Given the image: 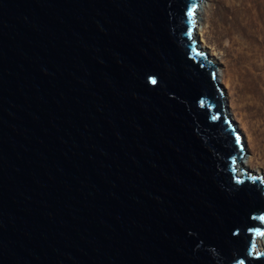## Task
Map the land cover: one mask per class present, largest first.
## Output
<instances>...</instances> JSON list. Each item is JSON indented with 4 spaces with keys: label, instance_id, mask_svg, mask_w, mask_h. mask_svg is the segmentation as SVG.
I'll use <instances>...</instances> for the list:
<instances>
[{
    "label": "water",
    "instance_id": "obj_1",
    "mask_svg": "<svg viewBox=\"0 0 264 264\" xmlns=\"http://www.w3.org/2000/svg\"><path fill=\"white\" fill-rule=\"evenodd\" d=\"M200 3L0 0V264H264Z\"/></svg>",
    "mask_w": 264,
    "mask_h": 264
},
{
    "label": "rangeland",
    "instance_id": "obj_2",
    "mask_svg": "<svg viewBox=\"0 0 264 264\" xmlns=\"http://www.w3.org/2000/svg\"><path fill=\"white\" fill-rule=\"evenodd\" d=\"M201 1L209 8L203 21L204 52L224 78L220 87L229 114L241 129L247 148L244 157L253 159L252 163L244 159L246 168L264 177V0H254V14L242 18L241 13V42L234 46L226 40L219 42L212 31L218 0Z\"/></svg>",
    "mask_w": 264,
    "mask_h": 264
},
{
    "label": "bare ground",
    "instance_id": "obj_3",
    "mask_svg": "<svg viewBox=\"0 0 264 264\" xmlns=\"http://www.w3.org/2000/svg\"><path fill=\"white\" fill-rule=\"evenodd\" d=\"M208 12L209 8L206 6L205 3L201 1L196 18V35L203 51L204 45H202V43H206V32L203 26V21H205L204 15H206ZM249 12L254 14V0H218V9L216 12L217 18L212 24L214 27L212 31L216 35V39L219 42H223L226 40L230 42L232 46H234L235 44H239V42H241V38H239L238 35H241L242 33V27L241 23H239V18L241 16V13L242 18H245ZM243 74L251 75V73L245 71ZM217 75L219 84H224V78L222 74L218 71V67ZM236 128L238 130H241L237 124ZM244 159H246L249 163H252L253 161L250 155L244 157ZM244 166L246 168L245 161ZM246 169L248 170V168ZM237 174L240 176L243 175L240 169H237ZM258 246L264 249V235L258 240Z\"/></svg>",
    "mask_w": 264,
    "mask_h": 264
}]
</instances>
